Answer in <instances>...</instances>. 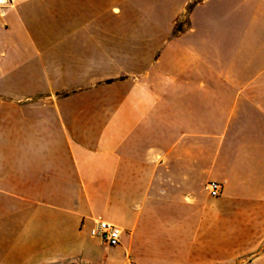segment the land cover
Listing matches in <instances>:
<instances>
[{"label":"crops","instance_id":"1","mask_svg":"<svg viewBox=\"0 0 264 264\" xmlns=\"http://www.w3.org/2000/svg\"><path fill=\"white\" fill-rule=\"evenodd\" d=\"M11 2L0 264H264V0Z\"/></svg>","mask_w":264,"mask_h":264},{"label":"built area","instance_id":"2","mask_svg":"<svg viewBox=\"0 0 264 264\" xmlns=\"http://www.w3.org/2000/svg\"><path fill=\"white\" fill-rule=\"evenodd\" d=\"M11 0H0V19L3 17V10L10 7ZM206 192L211 198H216L220 195L223 189V184L218 182H208ZM90 236L98 239L102 244L108 247L118 246L122 237V230L105 221H94L93 228L90 230Z\"/></svg>","mask_w":264,"mask_h":264}]
</instances>
